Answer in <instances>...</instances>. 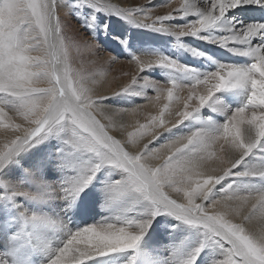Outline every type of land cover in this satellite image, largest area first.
<instances>
[{"label":"snow or ice","instance_id":"1","mask_svg":"<svg viewBox=\"0 0 264 264\" xmlns=\"http://www.w3.org/2000/svg\"><path fill=\"white\" fill-rule=\"evenodd\" d=\"M173 3L0 0V264H264V0Z\"/></svg>","mask_w":264,"mask_h":264},{"label":"rangeland","instance_id":"2","mask_svg":"<svg viewBox=\"0 0 264 264\" xmlns=\"http://www.w3.org/2000/svg\"><path fill=\"white\" fill-rule=\"evenodd\" d=\"M60 16L63 20L66 16V13L61 12ZM69 23L71 24V28L65 29L66 34L68 36H72L75 34L77 36L76 43L80 45L79 51L73 48L71 52L73 67H75V64L77 63L86 61L91 66V72H94L96 69H99L96 67V65L98 64H99L98 66L103 65L105 68L104 71L106 72V74L111 77V81L115 82V86L109 89V91L111 92L115 90L117 82H128L129 81L130 75H124V74L133 73L134 68L132 65L127 63V61L125 60H120L114 64H111V66H109V63H108V61L110 60L109 54L108 53L96 54L94 51L95 49L94 43L86 35L79 33L77 31L78 26L74 22H69ZM84 45H89V47L85 48ZM93 65H95L96 68L93 69ZM145 109L156 110V109H153L150 105L147 108L145 107ZM125 121H126V117H125ZM128 130H132V129L129 128ZM115 135H117L118 138H122L120 134H115Z\"/></svg>","mask_w":264,"mask_h":264},{"label":"bare ground","instance_id":"3","mask_svg":"<svg viewBox=\"0 0 264 264\" xmlns=\"http://www.w3.org/2000/svg\"><path fill=\"white\" fill-rule=\"evenodd\" d=\"M111 3L117 5L118 7H122V8H128V7H131L133 6V3L136 2V3H140V4H145L148 2V0H110ZM157 2H160V0H157ZM179 3V0H174V3H173V7H175L177 4ZM168 11H170L169 8L167 7H163V8H157L153 15H162V14H166ZM134 35L137 37V39H146L148 38L147 36H145L144 34L142 33H139V32H135ZM150 35V34H149ZM74 63V62H73ZM75 64V63H74ZM73 65V64H72ZM99 65V64H98ZM96 65L97 68L99 69H96L95 71L97 70H102L104 73H106L104 70V66L103 65H100L98 66ZM95 65H93V69L96 68ZM74 69H79L85 73H91V66L90 64H88L86 61L85 62H80V63H77L75 64V67H73ZM122 81V80H121ZM129 82V81H128ZM128 82H117V85H116V88L113 92L109 91V89L111 87H114L115 86V82L111 81V77L108 76L106 74V78L102 79L101 80V83H99L98 85H96L97 87V90L100 94H111V93H114L115 91L118 90V88L122 87L123 85L127 84ZM147 108V107H146ZM141 112L142 113H155L156 110H148V109H141ZM141 122H144V119H145V116L142 114L140 116L137 117ZM134 119L136 118H133V117H128L126 116V122L131 124L134 122ZM115 134H119V133H115ZM123 138V137H122Z\"/></svg>","mask_w":264,"mask_h":264}]
</instances>
